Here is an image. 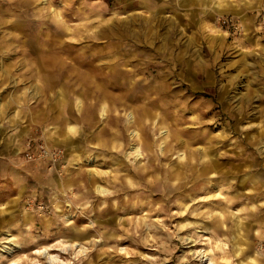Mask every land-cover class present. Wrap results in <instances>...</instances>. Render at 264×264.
<instances>
[{
	"label": "rangeland",
	"instance_id": "rangeland-1",
	"mask_svg": "<svg viewBox=\"0 0 264 264\" xmlns=\"http://www.w3.org/2000/svg\"><path fill=\"white\" fill-rule=\"evenodd\" d=\"M45 247L264 264V0H0V264Z\"/></svg>",
	"mask_w": 264,
	"mask_h": 264
},
{
	"label": "bare ground",
	"instance_id": "bare-ground-1",
	"mask_svg": "<svg viewBox=\"0 0 264 264\" xmlns=\"http://www.w3.org/2000/svg\"><path fill=\"white\" fill-rule=\"evenodd\" d=\"M79 75H81V80L83 81V80H87V79H89V84L92 86L93 85V83H91V79L88 77V73H86V72H79ZM86 76V77H85ZM256 81V80H255ZM100 87V86H99ZM106 109H107V107L104 105L103 106V111H106ZM90 109H87V111H86V114H88L90 111H89ZM129 117V116H128ZM133 117V116H132ZM132 121H134V117H133V120ZM106 132V131H105ZM108 132H109V130H108ZM119 133H121V132H119ZM133 133H135L136 134V131L135 132H133ZM111 135V134H110ZM121 140V139H120ZM118 145H120V144H118ZM117 147V146H116ZM115 149V148H114ZM118 149V148H117ZM209 154V153H208ZM90 161V160H89ZM91 162V161H90ZM89 162V163H90ZM207 164H209L207 161H205ZM204 162V163H205ZM93 163V162H92ZM92 163H91V165H92ZM97 190H99V191H101V192H103V191H105V188H103V187H101L100 185H96V187H95ZM63 246L66 248V249H68V248H73L74 249V251H75V253H82L83 252V250H84V248L82 247V246H80V244H77V243H66V244H63ZM238 250H239V248H237ZM48 250H50V248H48V247H45V248H43L41 251H39V250H36L35 252H41V253H45V257L47 258V260H48V262H51L52 264L53 263H56V261H58V257H57V255H53V254H50V253H48ZM203 264H216V263H214V261L212 260V258L211 257H206L205 259H204V261H203Z\"/></svg>",
	"mask_w": 264,
	"mask_h": 264
},
{
	"label": "crops",
	"instance_id": "crops-1",
	"mask_svg": "<svg viewBox=\"0 0 264 264\" xmlns=\"http://www.w3.org/2000/svg\"><path fill=\"white\" fill-rule=\"evenodd\" d=\"M11 169V168H10ZM1 172H2V170H1ZM11 175L9 176V177H11V178H13L14 180H13V182H15V177L17 178L18 176H17V173H16V171H15V174H14V171L11 169ZM58 181V179H56L54 182H57ZM48 183H49V179H48ZM57 184V183H56Z\"/></svg>",
	"mask_w": 264,
	"mask_h": 264
},
{
	"label": "built area",
	"instance_id": "built-area-1",
	"mask_svg": "<svg viewBox=\"0 0 264 264\" xmlns=\"http://www.w3.org/2000/svg\"><path fill=\"white\" fill-rule=\"evenodd\" d=\"M225 22L229 23L228 20H226ZM230 24L232 25V27H233L234 29H236V30H239V29H240L239 24L234 23V22L232 21V19H230Z\"/></svg>",
	"mask_w": 264,
	"mask_h": 264
}]
</instances>
